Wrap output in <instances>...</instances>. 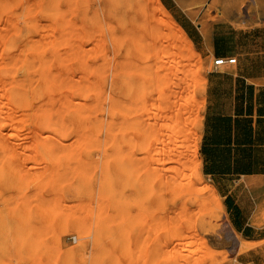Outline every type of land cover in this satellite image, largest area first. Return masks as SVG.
<instances>
[{
  "label": "rangeland",
  "instance_id": "rangeland-1",
  "mask_svg": "<svg viewBox=\"0 0 264 264\" xmlns=\"http://www.w3.org/2000/svg\"><path fill=\"white\" fill-rule=\"evenodd\" d=\"M160 1L170 18L130 0L115 23L112 0H0V264H162L161 235L183 219L181 263L263 264L264 240L232 229L203 170L215 56L181 22L264 56V0ZM175 101L184 108H163Z\"/></svg>",
  "mask_w": 264,
  "mask_h": 264
},
{
  "label": "crops",
  "instance_id": "crops-1",
  "mask_svg": "<svg viewBox=\"0 0 264 264\" xmlns=\"http://www.w3.org/2000/svg\"><path fill=\"white\" fill-rule=\"evenodd\" d=\"M173 0H163L170 6ZM181 25L207 57H236L208 74L200 155L205 174L223 198L232 229L253 241L264 240V56L224 46L213 35ZM258 49V48H255ZM264 250V244L260 247ZM257 255L259 250H252ZM253 255L252 261L257 258ZM264 264V259L262 260Z\"/></svg>",
  "mask_w": 264,
  "mask_h": 264
},
{
  "label": "bare ground",
  "instance_id": "bare-ground-1",
  "mask_svg": "<svg viewBox=\"0 0 264 264\" xmlns=\"http://www.w3.org/2000/svg\"><path fill=\"white\" fill-rule=\"evenodd\" d=\"M156 2H158V4H159V8H160V10H161V13L162 14H164V13H166V14H169L168 12H167V9H166V7L161 3V1L160 0H156ZM129 3H130V0H112V5H111V10H109V16L111 17V18H113V21L115 22V23H119L120 21H121V19H123V17H125L124 16V13L127 11V9H128V6H129ZM165 15V14H164ZM165 16H167V15H165ZM167 17H169V15L167 16ZM170 18V17H169ZM42 24V23H41ZM133 25L136 27V29H138V26L141 28V29H146V24H138V23H136V24H134V21H133ZM40 26V25H39ZM174 26H175V24H174ZM46 27V26H45ZM46 32V31H45ZM44 32V33H45ZM47 32H49L48 30H47ZM173 33H175V34H179L180 36H182L183 37V39H184V41L186 42V43H191V45H192V41H191V39L189 38V36L185 33V31H184V29H183V27L182 26H180V25H176L175 27H171V34H173ZM50 34H52V33H50ZM63 39H65V38H63ZM27 43V42H26ZM28 43H30V40H29V42ZM27 43V44H28ZM50 43V42H49ZM52 44V43H51ZM52 47V46H51ZM47 56V55H46ZM45 58H48V57H45ZM44 58V59H45ZM45 67V66H44ZM54 72V71H53ZM56 72V71H55ZM51 73V72H50ZM53 74V73H52ZM36 77H38L37 75H35ZM53 76H55L54 74H53ZM50 77V76H49ZM53 80L52 81H56V82H58L59 80H57L56 79V77H55V79L54 78H52ZM37 80V79H36ZM47 80H49V79H47ZM68 83V82H67ZM60 85V84H59ZM64 85H66V84H64ZM60 86H62V85H60ZM69 87V86H68ZM61 88H63V87H61ZM50 90V89H49ZM52 94V93H51ZM69 94V93H68ZM59 95H60V93H59ZM58 95V96H59ZM62 95H64V93H62ZM50 96H52V95H50ZM50 96L48 97V98H46L47 100L48 99H50ZM57 97V96H56ZM81 98V97H80ZM51 99H53V98H51ZM50 99V100H51ZM58 99H61L60 97L58 98ZM53 100H55V99H53ZM68 100V99H67ZM74 100H75V98H74ZM55 101H57V100H55ZM76 101H80V100H76ZM75 101V103L77 104V102ZM42 102V101H41ZM46 102V101H45ZM50 102V101H49ZM61 102H63V101H61ZM66 102V101H65ZM72 102V101H71ZM74 102V101H73ZM87 102V101H86ZM43 103H44V101H43ZM68 103V102H67ZM84 103H85V101H84ZM57 104V103H56ZM55 104V105H56ZM65 104V103H64ZM88 104V102L85 104V105H87ZM47 105H49V104H47ZM58 105V104H57ZM83 105V104H82ZM162 105H163V108L166 110V109H168V111L170 110V112L171 113H173V111L174 110H182L183 108H184V106H183V104H181L179 101H175V102H170L169 104H166V103H162ZM37 106H38V104H37ZM51 106V105H50ZM53 106H54V104H53ZM53 106H51L48 110H57L58 108H54V109H52L53 108ZM75 107H77V105H74ZM38 107H41V106H38ZM43 107H45V105L43 104ZM43 107H41V108H43ZM47 107V106H46ZM57 107H59V105L57 106ZM41 108H39V110L41 109ZM71 108H73V106L71 105ZM77 109V108H76ZM80 109V108H79ZM82 109V108H81ZM27 111L26 112H29L28 111V109H26ZM39 110L37 109H34V111H37V112H39ZM44 110H46V109H44ZM47 110V111H48ZM63 110H64V108H63ZM84 110H86V109H84ZM33 111V110H32ZM31 111V112H32ZM33 111V112H34ZM42 111V110H41ZM67 111V110H66ZM61 112V111H60ZM83 112V111H82ZM82 112H80V113H82ZM88 112V111H87ZM34 113H36V112H34ZM40 113V112H39ZM58 113V112H57ZM77 113H78V111H77ZM76 114V113H75ZM83 114V113H82ZM87 114V113H86ZM23 115H25V114H23ZM54 115V114H53ZM27 116H29V115H27ZM55 117H53V119H54V121H56V119L55 118H59L60 119V116L58 117L57 115H54ZM63 116V115H62ZM30 117V116H29ZM66 119V118H65ZM25 120L27 121L28 119H26V117H25ZM21 122H23V121H21ZM25 123V122H24ZM58 123H60V122H58ZM55 124V122L54 123H52V124H55V127H59L58 125L59 124ZM1 124H3V125H1ZM0 124V135L2 134L1 132L3 131V129H2V127L4 128L5 126V123H1ZM21 123H19V124H14V123H10L9 125H11V127L13 128V130L14 131H12V132H18V131H20V130H18L19 128H22L23 126L22 125H20ZM29 124H33V123H28L27 125H29ZM175 124V123H174ZM8 125V124H7ZM22 126V127H21ZM85 126V125H84ZM51 129H53V126L51 125ZM89 127V126H88ZM177 127V126H176ZM175 127V128H176ZM35 128V127H34ZM33 128V129H34ZM29 129H31V128H29ZM37 129V128H36ZM89 129V128H88ZM18 130V131H17ZM48 130V129H47ZM46 130V131H47ZM28 131V130H27ZM30 131V130H29ZM32 131V130H31ZM49 131H51V130H49ZM80 131V130H79ZM25 132V131H24ZM34 132H36V131H33V133ZM37 132H38V130H37ZM48 132V131H47ZM46 132V134H48ZM55 132V131H54ZM58 132V131H57ZM21 133V132H20ZM32 133V132H31ZM40 133H41V130L38 132V134L40 135ZM44 133V132H43ZM51 133H53V131L51 132ZM59 133V135H60V132H58ZM89 133L90 132H88V131H85V132H82V131H80V134H79V132H78V136L75 138V136H74V138H75V141L76 142H83V140H85V139H87V138H89ZM15 134V133H14ZM50 134V133H49ZM4 135V133L2 134V136ZM6 135V134H5ZM51 135V134H50ZM38 138H40L38 135H36ZM42 136H44V135H42ZM46 136H49V135H46ZM20 137V136H19ZM52 137H54V138H57L58 136H52ZM91 137V136H90ZM0 138H3V137H1L0 136ZM6 138V137H5ZM22 138H24V137H22ZM37 138V140H41V139H38ZM50 139H51V137H49ZM54 138H52V139H54ZM28 139V138H27ZM32 139H35V138H32ZM1 140V139H0ZM3 140V139H2ZM1 140V141H2ZM20 140V139H19ZM44 140H45V138H44ZM58 140H60V139H58ZM74 140V139H73ZM45 141H47V140H45ZM36 142V141H35ZM41 142V141H40ZM54 142H56L55 141V139H54ZM175 207H174V209H177V204L175 203V204H173ZM170 210H172L171 208H167V210H166V212L167 213H170ZM176 211V210H175ZM183 221H185V219H183L178 225H174L175 227H172V228H170V230H168V231H164L163 233H162V235H161V238H163L164 237V239L162 240V245H160V248H159V251L157 252V255H158V257H157V259H159L160 260V258H162V264H183V263H181V259H182V257H183V255H184V251L186 250V248H187V246H188V244L190 243V240L191 239H193V234H192V232L191 231H189V232H186L185 231V226H183ZM170 245H173V247H172V249H169V247H170ZM195 252L194 251H192V253H190V254H194ZM160 256V257H159ZM157 259H155V262L157 261Z\"/></svg>",
  "mask_w": 264,
  "mask_h": 264
},
{
  "label": "built area",
  "instance_id": "built-area-1",
  "mask_svg": "<svg viewBox=\"0 0 264 264\" xmlns=\"http://www.w3.org/2000/svg\"><path fill=\"white\" fill-rule=\"evenodd\" d=\"M236 60H237L236 57H229V56L218 57V58H215V66L220 67L226 64H234Z\"/></svg>",
  "mask_w": 264,
  "mask_h": 264
}]
</instances>
